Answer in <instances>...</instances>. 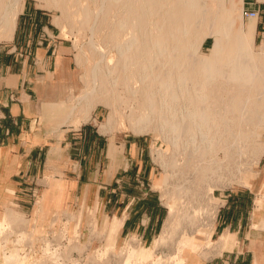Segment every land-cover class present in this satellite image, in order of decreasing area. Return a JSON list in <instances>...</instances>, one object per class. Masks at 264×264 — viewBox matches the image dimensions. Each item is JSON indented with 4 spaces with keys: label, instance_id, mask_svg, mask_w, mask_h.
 <instances>
[{
    "label": "bare ground",
    "instance_id": "obj_1",
    "mask_svg": "<svg viewBox=\"0 0 264 264\" xmlns=\"http://www.w3.org/2000/svg\"><path fill=\"white\" fill-rule=\"evenodd\" d=\"M20 1L0 0V41L13 37ZM44 1L58 7L68 25L89 32L91 67L68 118L77 110L86 120L97 99L113 111L126 104L135 131L158 130L172 149L164 164L175 168L182 153L196 161L200 179L221 180L223 164L230 169L231 152L241 155L248 148L256 160L264 153V144L255 139L264 130V57L252 51L256 17L241 25L242 0L211 5L206 0ZM54 22L61 24L59 18ZM207 36L213 43L204 53ZM112 122L109 116L104 126ZM163 155L158 152L161 160ZM183 190L177 185L173 193L180 197ZM194 210L175 214L170 202L154 247L172 241L182 224L195 225ZM180 243L169 257L172 264L189 260V253L179 255L186 242Z\"/></svg>",
    "mask_w": 264,
    "mask_h": 264
},
{
    "label": "crops",
    "instance_id": "obj_2",
    "mask_svg": "<svg viewBox=\"0 0 264 264\" xmlns=\"http://www.w3.org/2000/svg\"><path fill=\"white\" fill-rule=\"evenodd\" d=\"M11 41L8 49L0 48V166L7 168L4 178L17 206L29 208L36 202L45 186L44 172L52 165L58 182L45 190L43 207L57 190L66 203L92 199L114 213L111 233L118 229L151 239L161 229L166 209L147 188L155 167L140 141H110L91 123L62 126L59 136L41 134L36 123L43 107L55 111L57 90L72 81V51L48 14L26 3ZM107 170L109 177L99 178ZM260 173L257 190L261 184L264 194V153ZM257 194L245 188L223 196L214 220L221 244L213 247L219 254L212 264H264V205L255 207ZM234 239L236 246L224 250Z\"/></svg>",
    "mask_w": 264,
    "mask_h": 264
},
{
    "label": "rangeland",
    "instance_id": "obj_3",
    "mask_svg": "<svg viewBox=\"0 0 264 264\" xmlns=\"http://www.w3.org/2000/svg\"><path fill=\"white\" fill-rule=\"evenodd\" d=\"M206 1L209 5L214 3V0ZM24 3L48 14L53 23L55 18H59L61 24H55L59 36L70 46L74 65L71 83L57 90L59 100L55 111L48 109L47 105L43 107L42 115L36 123L41 134L59 136L62 126L77 128L82 124L91 123L100 132L105 133L110 141L114 138L139 140L146 156L152 160L155 167L147 188H150V192L165 207L164 222L170 202L176 208L175 214L186 208H195L196 211L198 209V222L195 225L182 224L181 229L174 233L172 241L154 247V242L162 235L165 223H162L161 229L151 239L146 240L137 232L124 234L117 229L111 233L109 226L114 213L103 211L102 204H92V199L82 204L66 203L59 198L61 191L57 190V196H49L45 202L46 208L43 207L40 200L45 190H49L52 182H58L55 180L59 177L56 176L58 173L53 172L52 165H48L44 172L46 187L37 193L36 202L29 208L17 206L12 195L13 187L4 178L7 168L0 166V264H172L169 257L177 252L181 240L186 243L180 248L179 255L182 257L183 254L189 253V260L185 264H212L215 261L214 256L219 254L213 247L221 244L219 235L214 233V220L223 196L231 190L250 188L259 193L255 198V207L261 209L264 205L261 184L260 190H257L258 182L262 178L261 156L256 160L248 148L241 155L231 152V159L226 158L230 169L227 170L223 164L224 177L221 180L200 179L195 170L196 161H187L182 153L175 157V168L164 164L171 157L172 149L158 130L151 128L147 131H135L129 124L126 104L117 105L116 111H113L112 105L103 99H97L86 120H82V112L77 110L68 118L71 106L76 104L85 87L86 74L91 67V55L86 50L89 32L84 28L68 25L70 20L62 16L61 10L44 0H21L18 14ZM249 9L259 11L252 51L264 57V0H242V26L251 20L243 15V11ZM63 24L66 26L63 27ZM11 39L1 40L0 48L8 49L12 44ZM212 43L213 37L207 36L201 51L208 53ZM109 54L112 55L113 52ZM110 58H113V55ZM223 93V90L219 91L220 95ZM109 116L112 118V125L105 127ZM249 128L252 129L251 126ZM255 139L256 142L264 144V130ZM160 151L164 152L163 160L158 156ZM218 156L224 159L223 152H219ZM110 173L108 170L104 175L100 173L102 175H99V178L109 177ZM165 177L167 180L164 181ZM177 185L187 190L181 191L180 197L173 193ZM93 191L94 189L91 190V197ZM262 223L264 225V219ZM235 246L234 239L224 250H231Z\"/></svg>",
    "mask_w": 264,
    "mask_h": 264
},
{
    "label": "built area",
    "instance_id": "obj_4",
    "mask_svg": "<svg viewBox=\"0 0 264 264\" xmlns=\"http://www.w3.org/2000/svg\"><path fill=\"white\" fill-rule=\"evenodd\" d=\"M259 11L255 10V9H249V10H245L243 11V15L247 18H254V17H258Z\"/></svg>",
    "mask_w": 264,
    "mask_h": 264
}]
</instances>
